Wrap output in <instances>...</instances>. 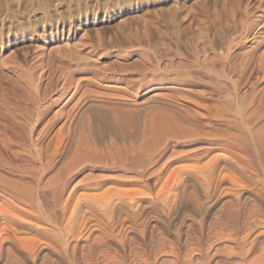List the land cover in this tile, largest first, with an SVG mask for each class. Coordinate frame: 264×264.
Here are the masks:
<instances>
[{"label": "rangeland", "instance_id": "1", "mask_svg": "<svg viewBox=\"0 0 264 264\" xmlns=\"http://www.w3.org/2000/svg\"><path fill=\"white\" fill-rule=\"evenodd\" d=\"M97 103L162 107L186 125L167 136L180 144L132 183L108 177L89 188L73 180L67 217L41 189L39 222L0 211V264L261 260L264 153L255 129L264 127V0H0L6 176L24 179L20 169L38 167L41 156L62 162L87 118L98 149L127 142L100 122ZM222 133L249 136L253 158ZM109 185L120 191L106 192Z\"/></svg>", "mask_w": 264, "mask_h": 264}, {"label": "bare ground", "instance_id": "2", "mask_svg": "<svg viewBox=\"0 0 264 264\" xmlns=\"http://www.w3.org/2000/svg\"><path fill=\"white\" fill-rule=\"evenodd\" d=\"M107 78V77H106ZM99 86V85H98ZM96 88V87H95ZM86 89V88H85ZM113 89V88H112ZM91 92V91H90ZM110 93V92H109ZM86 94V93H85ZM131 94V93H130ZM80 95V94H79ZM123 96V95H122ZM113 97V96H112ZM92 98V97H91ZM109 100V99H108ZM148 100V99H147ZM152 100V98H151ZM151 100H149L151 102ZM159 100V99H157ZM144 101V100H143ZM141 102L145 104V102ZM146 101V100H145ZM154 101V100H153ZM152 101V102H153ZM156 101V99H155ZM154 101V103H155ZM121 102V101H120ZM119 102V103H120ZM123 102V101H122ZM151 102V103H152ZM93 103V102H92ZM96 103V102H95ZM111 103V102H110ZM118 103V104H119ZM127 103V102H126ZM133 103V102H132ZM158 103V102H157ZM262 103V102H261ZM99 104V105H98ZM97 103L94 107V110L96 109L99 111L97 114L100 117V122L105 121L113 123V128L117 130L121 138L128 139L127 142H122L121 145L114 144L115 147L103 151L101 150V147L98 149V147L94 144L93 139L88 136V128L90 127V121L89 119L85 118L87 117L84 115L86 120H82L78 135L76 139L74 140V143L71 147V150H68V155L61 159L62 162H59L55 153L54 156H45L40 157V165L38 167H33L29 169H20L21 175L23 174L24 179H14L6 176V163L3 158V155L0 151V196L4 197L3 202H0V211L7 212L8 214H11L17 218H29L31 221H38L39 220V214H38V207L34 204V198H36L35 194L37 190H48L54 204L61 205L60 206V212H62L63 217H67L69 208L71 205V199L70 195L72 194H66V191L68 187H70V184L73 180L79 178L82 182L81 184H84V186L91 187H99L103 184L102 182L106 178H113L115 180H128L129 182L133 179H137L140 177H143L145 174L149 173V165L150 163H155L161 158L166 151L171 149L172 146L177 144L179 140H174L167 138V136L172 132V130H179L178 128H186V125L184 127L181 126V120L177 122L174 121L170 114L166 113L162 110V107L155 109L146 107L145 111H142L141 107L136 106H129V105H109L108 103ZM121 104V103H120ZM136 104V103H135ZM148 104V103H147ZM91 105V103H90ZM94 105V104H93ZM143 105V104H142ZM153 105V104H152ZM263 105V103H262ZM88 106V105H87ZM144 106V105H143ZM151 106V105H149ZM155 106V105H153ZM157 106V104H156ZM252 106V105H251ZM92 107V106H91ZM90 107V108H91ZM141 108V109H140ZM165 108V107H164ZM247 108V107H246ZM87 109V108H86ZM85 109V110H86ZM71 110V109H70ZM92 110V109H91ZM140 110L143 112L142 115L140 114ZM144 110V109H143ZM176 111V110H175ZM246 111V110H245ZM88 112V111H87ZM241 112V111H240ZM255 112V111H254ZM261 112V111H260ZM93 113V112H92ZM187 113V112H186ZM216 113V112H215ZM83 114V113H82ZM91 114V113H89ZM188 114V113H187ZM228 114V113H227ZM75 115V114H74ZM181 115V113H180ZM184 113L181 116H185ZM205 115V114H204ZM215 115V114H214ZM247 115V114H246ZM32 116V115H31ZM76 116V115H75ZM74 116V118H75ZM96 116V115H95ZM177 116V115H176ZM190 116V115H188ZM207 116V114H206ZM219 116V115H218ZM191 117V116H190ZM193 117V116H192ZM217 117V116H216ZM224 117V116H223ZM235 117V116H234ZM250 117V116H248ZM252 117V116H251ZM250 117V118H251ZM263 117V116H262ZM93 118V117H92ZM91 118V119H92ZM181 118V117H180ZM213 118V117H212ZM227 118V117H226ZM257 118V116H256ZM33 119V118H32ZM77 119V118H76ZM79 119V118H78ZM193 119V118H190ZM217 119V118H216ZM228 119V118H227ZM247 119V117H246ZM249 119V118H248ZM247 119V120H248ZM88 120V121H87ZM98 120V118L96 119ZM95 120V121H96ZM246 120V121H247ZM251 121V119H249ZM77 121V120H76ZM249 121V122H250ZM254 121V120H253ZM252 121V122H253ZM260 121V120H259ZM37 122V121H36ZM78 122V121H77ZM202 122V121H201ZM80 123V122H79ZM196 123V122H195ZM27 124V123H26ZM97 124V122H96ZM100 124V123H99ZM109 124V123H108ZM107 124V125H108ZM109 124L110 126H112ZM191 124V123H189ZM204 124V123H202ZM219 124V123H218ZM101 125V124H100ZM100 125H98L100 127ZM104 125V124H103ZM102 125V128H103ZM106 125V126H107ZM200 125V124H199ZM223 125V124H221ZM234 125V124H232ZM238 125V124H237ZM255 125V124H254ZM262 125V124H261ZM96 126V125H95ZM201 126V125H200ZM199 126V127H200ZM235 126V125H234ZM240 126V125H239ZM238 126V127H239ZM251 126V125H250ZM256 126V125H255ZM264 126V124H263ZM109 127V126H108ZM188 127V125H187ZM260 127L259 129L262 131H258L257 128L255 129L257 137V141L255 143H259V147L261 146V151L264 153V127ZM14 128V127H13ZM216 129V127H214ZM240 128V127H239ZM263 128V129H262ZM92 129H95L92 128ZM99 129V128H97ZM110 129V128H109ZM180 129L177 133L182 131ZM191 128H189L190 130ZM195 129V128H192ZM211 129V128H210ZM214 129V130H215ZM236 129V128H235ZM238 129V128H237ZM186 130V129H185ZM243 130V129H241ZM249 130V129H248ZM251 130V129H250ZM30 131V130H29ZM93 131V130H89ZM112 131V129H111ZM173 131V132H174ZM191 131V130H190ZM189 131V132H190ZM204 131V129H203ZM238 131V130H237ZM240 131V129H239ZM252 131V130H251ZM172 132V133H173ZM186 132V131H185ZM188 132V131H187ZM193 132V131H192ZM214 132V131H213ZM212 132V133H213ZM224 132V131H223ZM233 132V131H231ZM111 133V132H110ZM176 133V134H177ZM183 133V132H182ZM191 133V132H190ZM199 133V132H198ZM219 133V132H217ZM215 132V134H217ZM239 133V132H238ZM236 133V134H238ZM244 133V132H243ZM254 133V132H252ZM98 134V133H97ZM100 134V133H99ZM98 134V135H99ZM139 134V136H138ZM174 133L173 137L176 135ZM188 134V133H187ZM210 134V133H209ZM221 133H219L220 135ZM223 134V133H222ZM231 133H225L223 134L225 137L226 135L228 138L235 137V139L240 143L243 147L246 149L243 151H246L247 156L253 155L254 150H249L248 147L250 146L249 140L243 137L242 135H236ZM72 135V134H71ZM118 135V136H119ZM171 135V134H170ZM178 135V134H177ZM179 135H185V134H179ZM189 135V134H188ZM204 135V134H203ZM214 135V134H213ZM212 135V137H213ZM244 135V134H243ZM39 136V135H38ZM97 136V135H96ZM109 136V135H108ZM180 136V137H181ZM186 136V135H185ZM208 136V135H207ZM222 136V135H221ZM252 136V135H251ZM16 137V136H15ZM94 137V136H92ZM100 137V136H99ZM119 137V138H120ZM176 137V136H175ZM205 137V136H204ZM220 137V136H216ZM215 137V138H216ZM223 137V136H222ZM7 138V137H6ZM90 138L93 142L90 141ZM176 138H179L177 136ZM175 138V139H176ZM201 138V137H200ZM98 139V138H97ZM214 139V138H213ZM234 139V138H233ZM234 139V140H235ZM249 139V138H248ZM251 139V138H250ZM255 139V138H254ZM121 140V139H120ZM256 140V139H255ZM28 141V140H27ZM99 141V140H98ZM114 141V140H113ZM206 141V140H205ZM33 142V141H32ZM38 142V141H37ZM183 142V141H182ZM186 142V141H185ZM190 142V141H189ZM192 142V141H191ZM210 142V141H209ZM236 142V141H235ZM10 143V142H9ZM111 143V142H110ZM202 143V142H201ZM207 143V142H206ZM231 143V142H229ZM237 143V144H238ZM21 144V143H20ZM37 144V143H36ZM97 144V143H96ZM112 144V143H111ZM180 144V142L178 143ZM177 144V145H178ZM203 144V143H202ZM232 144H234L232 142ZM7 145V144H6ZM98 145V144H97ZM108 145V144H107ZM182 145V144H181ZM205 145V144H203ZM226 145V144H225ZM239 145V144H238ZM11 146V145H10ZM69 146V145H68ZM113 146V145H111ZM223 146V145H222ZM234 146V145H233ZM236 146V145H235ZM38 147V146H37ZM57 147V146H56ZM177 147V146H176ZM208 147V146H207ZM229 147V146H228ZM7 148V147H6ZM26 148V147H25ZM31 148V147H30ZM41 148V147H40ZM108 148V147H107ZM105 146V149H107ZM221 148V147H220ZM238 148V147H237ZM258 148V146H257ZM8 149V148H7ZM42 149V148H41ZM11 150V149H10ZM39 150V149H38ZM201 154L204 153L206 150V146H202ZM173 151V150H172ZM194 151V150H193ZM22 152V150H21ZM36 152V151H35ZM209 152V151H208ZM235 152V151H234ZM237 152V151H236ZM235 152V153H236ZM243 153V152H241ZM16 154V153H15ZM61 154V153H60ZM255 154V153H254ZM257 154V153H256ZM31 155V154H30ZM36 155V154H35ZM43 155V154H42ZM52 155V154H51ZM58 155V154H57ZM167 155V154H166ZM185 155V154H184ZM195 155V154H194ZM245 155V156H246ZM264 156V154H262ZM260 155V157L262 156ZM64 156V155H63ZM193 156V155H192ZM243 156V155H242ZM255 158L259 156L254 155ZM262 156V157H263ZM59 157V156H58ZM198 157V156H197ZM201 157V156H200ZM229 157V156H228ZM227 158V157H226ZM239 158V157H238ZM246 158V157H245ZM253 158V157H252ZM244 159V158H243ZM242 159V160H243ZM248 159V158H247ZM262 159V158H261ZM260 159V161H262ZM216 160V159H215ZM235 160V159H234ZM257 160V159H254ZM264 160V159H263ZM35 161V160H34ZM246 161V160H245ZM252 161V160H251ZM244 162V161H243ZM209 163V162H208ZM242 163V162H241ZM247 163V162H246ZM255 163V162H254ZM264 163V162H262ZM214 164V163H213ZM252 164V163H249ZM32 165V164H31ZM152 165V164H151ZM257 165V164H255ZM260 165V164H258ZM247 166V165H245ZM244 167V166H243ZM252 167V166H251ZM259 167V166H258ZM23 168V167H22ZM257 168V167H256ZM199 170V169H198ZM250 170V169H249ZM178 171V170H177ZM182 171V170H181ZM252 171V170H251ZM10 172V171H9ZM101 173L102 175L97 177L96 173ZM174 172V171H173ZM262 172V171H261ZM18 173V172H17ZM154 173V172H153ZM13 174V173H12ZM20 175V173H19ZM20 175V177H22ZM181 176V175H180ZM204 176V175H203ZM149 177V176H148ZM147 177V178H148ZM260 177V176H259ZM141 179V178H140ZM258 179V178H257ZM109 180V179H108ZM261 180V179H260ZM113 181V180H111ZM156 181V180H155ZM114 182V181H113ZM123 182V181H122ZM121 182V183H122ZM137 182V181H136ZM132 183V181L130 182ZM124 184V183H123ZM145 184V183H144ZM143 184V185H144ZM80 185V184H78ZM111 185V184H110ZM108 186L106 187L105 191L109 192H119L120 189L116 188L118 186ZM117 185V184H116ZM149 185V184H148ZM104 186V184H103ZM121 188V187H120ZM102 189V188H101ZM128 189V188H127ZM88 190V189H87ZM93 190V189H91ZM122 190V189H121ZM131 191V188L129 189ZM127 190V191H129ZM123 191V190H122ZM133 191V190H132ZM131 191V192H132ZM97 192V191H96ZM105 192V193H106ZM126 192V190H125ZM130 192V193H131ZM103 193V192H102ZM110 193V192H109ZM108 193V194H109ZM132 193H136L135 191ZM140 193V191H139ZM107 194V193H106ZM112 194V193H111ZM118 194V193H117ZM125 193L123 192V195ZM129 194V192L127 193ZM127 194H125L127 196ZM108 196V195H107ZM130 196V195H129ZM7 197V199H6ZM103 197V196H102ZM36 200V199H35ZM120 200V199H119ZM112 201V200H111ZM127 201V200H126ZM36 202V201H35ZM130 202V201H129ZM96 203V202H95ZM110 203V201H109ZM111 204V203H110ZM109 206V205H108ZM101 209V208H100ZM103 210V209H102ZM108 213V212H107ZM1 214V212H0ZM113 214V213H112ZM58 215V214H57ZM44 217V216H43ZM259 217V216H258ZM14 219V218H13ZM233 219V218H232ZM257 219V217H256ZM262 219V218H261ZM5 220V219H4ZM250 220V219H249ZM55 221V220H54ZM57 221V220H56ZM243 221V220H242ZM246 221V220H245ZM39 222V221H38ZM63 223V222H62ZM259 223V222H258ZM37 224V223H36ZM31 226V225H30ZM65 227V226H64ZM244 231V230H243ZM229 232V230H228ZM235 232V231H234ZM231 234V232H230ZM229 235V234H228ZM235 236V235H234ZM237 236V235H236ZM223 237V236H222ZM246 237V236H245ZM236 239V238H235ZM246 239V238H245ZM240 241V240H239ZM33 243V242H32ZM242 245V244H241ZM244 247V246H243ZM240 251V250H239ZM260 251V250H259ZM264 248L262 249V256L261 260H264ZM247 252V251H246ZM245 252V253H246ZM263 257V258H262ZM255 260H258L255 258ZM259 260V262L261 261ZM250 261V260H249ZM257 262V263H259ZM262 262V261H261ZM249 263V262H248ZM253 263V262H250ZM249 263V264H250ZM254 262L253 264H257ZM264 264V261L262 262ZM261 263V264H262ZM260 264V263H259Z\"/></svg>", "mask_w": 264, "mask_h": 264}]
</instances>
